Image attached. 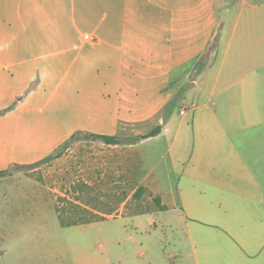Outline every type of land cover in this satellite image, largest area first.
Masks as SVG:
<instances>
[{"label": "crops", "instance_id": "crops-1", "mask_svg": "<svg viewBox=\"0 0 264 264\" xmlns=\"http://www.w3.org/2000/svg\"><path fill=\"white\" fill-rule=\"evenodd\" d=\"M217 36L182 131L162 111ZM138 124L157 126L124 135ZM78 132L122 141L62 148ZM164 141L172 165L142 175L144 146ZM4 170L0 182L25 178L58 215L62 189H132L125 205L147 188L186 218L194 264H264V1L0 0Z\"/></svg>", "mask_w": 264, "mask_h": 264}, {"label": "rangeland", "instance_id": "rangeland-1", "mask_svg": "<svg viewBox=\"0 0 264 264\" xmlns=\"http://www.w3.org/2000/svg\"><path fill=\"white\" fill-rule=\"evenodd\" d=\"M217 41L218 36L176 93L185 97L173 111L175 123L184 125L182 131L188 128L194 132L192 102L197 99L188 93L203 66L214 60ZM185 108L187 115L182 114ZM156 126L128 125L124 135L139 138ZM82 142L84 139H78L74 146ZM148 145L145 150L155 149L150 158L145 157L142 175L154 166L163 169L166 164L172 165L165 141L156 147ZM62 190L66 195L60 198L58 215L48 195L41 197L39 188L26 184L25 178L0 182V264H170L171 253L176 254L175 264H194L186 218L179 212H160V204L147 188L143 187L125 205L122 201L132 189L120 195L117 190L121 189H109L107 195L96 188ZM142 251L147 253L144 257L140 256Z\"/></svg>", "mask_w": 264, "mask_h": 264}, {"label": "trees", "instance_id": "trees-1", "mask_svg": "<svg viewBox=\"0 0 264 264\" xmlns=\"http://www.w3.org/2000/svg\"><path fill=\"white\" fill-rule=\"evenodd\" d=\"M181 99H182V97H178V95L175 94L173 99L164 107L163 111H165V112H164L163 117L165 120H167L171 116L174 109L179 105V102ZM160 130H161V127H158L156 129L144 134L142 137L145 138V137L156 135ZM81 137L91 138V139H100V140L105 141L106 143H112V144L120 143L122 141V139L116 135H103V134H95V133L78 132V133L72 135V137L68 141H66V143H64L62 148L67 147L69 145V143H71L72 141L79 139ZM59 153H61L60 150L56 151L54 154H52V155L48 156L47 158H45L44 160H42V162H45V161L51 159L52 157H54L55 155H58ZM36 164H34V165H36ZM34 165H32V166H34ZM16 167L19 168L20 166H16ZM9 172H10V170L0 171V176H3ZM156 201L160 204L159 198H157ZM162 208L165 209L166 207L162 206Z\"/></svg>", "mask_w": 264, "mask_h": 264}, {"label": "built area", "instance_id": "built-area-1", "mask_svg": "<svg viewBox=\"0 0 264 264\" xmlns=\"http://www.w3.org/2000/svg\"><path fill=\"white\" fill-rule=\"evenodd\" d=\"M85 37H86V39H92V37L90 35H86ZM186 111H187V108L183 109L182 113H186Z\"/></svg>", "mask_w": 264, "mask_h": 264}]
</instances>
